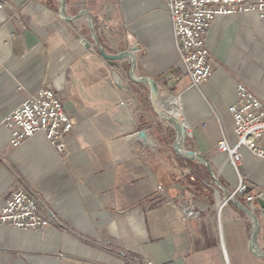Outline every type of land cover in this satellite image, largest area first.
I'll return each instance as SVG.
<instances>
[{"label":"crops","instance_id":"0c3cea01","mask_svg":"<svg viewBox=\"0 0 264 264\" xmlns=\"http://www.w3.org/2000/svg\"><path fill=\"white\" fill-rule=\"evenodd\" d=\"M0 3V208L21 188L57 220L40 231L0 226V264H264L250 251V221L226 196L242 205L263 193L264 161L241 148L235 168L217 148L236 143L227 109L239 104L238 86L264 107V23L254 13L211 23L213 73L193 87L167 0H66L69 16L91 15L107 55L133 53L135 76L160 87L159 106L189 127L183 146L206 168L175 154V130L149 88L130 80L129 59L105 61L62 28L59 0ZM73 27L92 44L85 17ZM42 88L72 123L61 153L40 133L13 148L3 124ZM240 180L247 194H235ZM184 182L192 188H175Z\"/></svg>","mask_w":264,"mask_h":264},{"label":"built area","instance_id":"2783aa9c","mask_svg":"<svg viewBox=\"0 0 264 264\" xmlns=\"http://www.w3.org/2000/svg\"><path fill=\"white\" fill-rule=\"evenodd\" d=\"M1 8V3H0ZM173 37L179 61L193 87L206 82L212 75V60L205 45L207 31L218 17L236 13H254L264 23V0H167ZM238 105L228 107L236 143L229 146L225 139L218 151L226 155L237 168L241 161L239 150L245 148L264 161V107L243 86L237 87ZM10 133V145L18 147L35 134H42L58 153L65 149L64 139L72 123L60 101L50 88L28 95L3 121ZM184 138H192L185 124ZM247 186L240 180L235 192L244 194ZM57 220L43 213L39 201L23 189H14L0 208V226L25 231H40Z\"/></svg>","mask_w":264,"mask_h":264},{"label":"water","instance_id":"95a60500","mask_svg":"<svg viewBox=\"0 0 264 264\" xmlns=\"http://www.w3.org/2000/svg\"><path fill=\"white\" fill-rule=\"evenodd\" d=\"M66 10H67L66 0H59L58 14L62 21V28L65 31H67L71 35V37H73L79 43L80 47L83 50H89L92 46H95L100 56L105 61H108L112 64H114V62H117L123 59L130 60L131 62V66L129 70L130 80L135 84L144 85L149 88L150 101H151L154 111L161 119H163L164 121L172 125V127L175 130L176 138H175L174 145H173V150L175 154L182 159H185L191 162H198L204 165L206 168H209L208 165L205 163V161H203L201 156L184 148L183 145L185 142V138H184V133L180 125L172 117L166 114L162 110L161 106H159L158 96H159L160 87L152 79H149L146 77L138 78L135 76V73H134L135 60L133 57V53L123 52L117 55H107L105 53L104 48L101 46V44L99 43L97 39V32H96V28H95L91 15H89L86 12H80L74 16H69ZM83 17L87 19L88 29H89L90 36L92 39V44H90L88 40H86L85 38H82L79 35V33L76 31V29L73 27V23L77 22L80 18H83ZM137 137L145 143L151 142L150 138L147 135V132L145 131L138 132ZM184 186L189 189L192 188L191 186H186V182L182 183V185L180 184L175 185V188L180 189V191H183ZM217 186L221 188L218 183H217ZM226 196L228 200L231 201V203H233V205L241 213H243V215H245V217L251 223V238H250L251 253L257 258L264 259V251L258 247V236L261 230H263L264 232V192L256 196L249 197L248 201L242 205L239 204L233 198L231 194L226 193Z\"/></svg>","mask_w":264,"mask_h":264},{"label":"bare ground","instance_id":"6f19581e","mask_svg":"<svg viewBox=\"0 0 264 264\" xmlns=\"http://www.w3.org/2000/svg\"><path fill=\"white\" fill-rule=\"evenodd\" d=\"M168 103V102H167ZM170 116V115H169ZM170 117H172V116H170ZM179 125H180V127H181V129H182V131L183 130H185V128H184V125L182 124V123H180L179 121H177L174 117H172Z\"/></svg>","mask_w":264,"mask_h":264},{"label":"rangeland","instance_id":"374dc122","mask_svg":"<svg viewBox=\"0 0 264 264\" xmlns=\"http://www.w3.org/2000/svg\"><path fill=\"white\" fill-rule=\"evenodd\" d=\"M164 96H165V95H162L161 98L164 97Z\"/></svg>","mask_w":264,"mask_h":264},{"label":"trees","instance_id":"16d2710c","mask_svg":"<svg viewBox=\"0 0 264 264\" xmlns=\"http://www.w3.org/2000/svg\"><path fill=\"white\" fill-rule=\"evenodd\" d=\"M196 186H197V182H195ZM247 194V193H246Z\"/></svg>","mask_w":264,"mask_h":264}]
</instances>
